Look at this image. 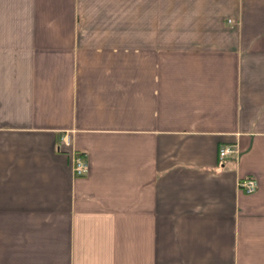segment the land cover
<instances>
[{"label":"crops","instance_id":"1","mask_svg":"<svg viewBox=\"0 0 264 264\" xmlns=\"http://www.w3.org/2000/svg\"><path fill=\"white\" fill-rule=\"evenodd\" d=\"M0 264H264V0H0Z\"/></svg>","mask_w":264,"mask_h":264},{"label":"built area","instance_id":"2","mask_svg":"<svg viewBox=\"0 0 264 264\" xmlns=\"http://www.w3.org/2000/svg\"><path fill=\"white\" fill-rule=\"evenodd\" d=\"M65 142L68 143L67 140H65ZM235 153H237L235 145H223L218 150L219 158H224ZM71 166L75 175H81L87 171V163L78 153L73 154L71 158ZM239 187L246 192H252L256 187V182L254 179H244L239 181Z\"/></svg>","mask_w":264,"mask_h":264}]
</instances>
